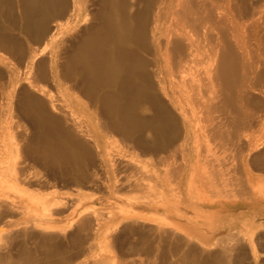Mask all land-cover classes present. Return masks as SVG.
<instances>
[{
  "label": "rangeland",
  "instance_id": "obj_1",
  "mask_svg": "<svg viewBox=\"0 0 264 264\" xmlns=\"http://www.w3.org/2000/svg\"><path fill=\"white\" fill-rule=\"evenodd\" d=\"M81 1L89 14L97 11V0ZM235 3L241 36L233 41L226 24L223 53L238 72L246 63L249 86L230 91L214 80L202 92L216 96L215 103L198 107L179 98L176 107L168 103L171 127L180 132L172 138L175 145L183 142V116L190 117L195 130L190 142L196 145L191 152L144 150L98 109L103 140L117 162L103 164L90 138L92 157L70 164L43 156L39 114L28 100L50 96L68 119L86 121L65 87L95 106L96 99L68 70L80 31L93 22L73 31L64 24L68 12L59 18L64 26L56 36L54 68L51 47H45L48 36L33 38L23 29L18 5L0 0V264H264V205L255 212L250 207L264 199V173L256 170L264 172V138L238 131L243 121L246 127L264 126V11L251 24L259 1ZM30 48L37 52L33 60ZM144 56L153 63L152 55ZM186 165L193 168L187 171ZM202 207L207 211L198 212Z\"/></svg>",
  "mask_w": 264,
  "mask_h": 264
},
{
  "label": "bare ground",
  "instance_id": "obj_2",
  "mask_svg": "<svg viewBox=\"0 0 264 264\" xmlns=\"http://www.w3.org/2000/svg\"><path fill=\"white\" fill-rule=\"evenodd\" d=\"M11 1L19 7L24 31L39 41L48 36L44 44L51 47L54 68L53 50L61 27L66 24L71 30L79 31L81 23L93 22L80 31L79 44L70 56L68 70L74 79L83 82L88 96L96 99L95 106L76 96L72 87H65L73 107L84 112L86 121L68 119L63 110L56 109L50 96L35 99L31 95L28 100L39 114L43 156L47 160L82 163L92 157L87 145L91 138L97 153H103V164L117 162L114 155L110 158L113 154L108 150L110 143L103 140V127L97 121L98 109L106 114L108 123L117 132L144 150L153 151L161 146L170 151L191 152L196 145L190 142L195 131L190 117L183 116V142L175 145L172 138L180 132L171 127L174 116L168 103L176 107L179 98L198 107L210 105L216 96L206 97L202 89L214 80L224 81L230 91L246 90L249 86L246 63H242L238 72L233 58L223 53L222 28L226 24L230 25L233 41L241 36L242 22L234 13L238 8L233 7L235 0H97V11L92 15L86 12L81 0ZM258 1L253 7L258 16H252L251 24L259 23V14L264 11V0ZM66 12V20L61 24L59 18ZM29 54L32 60L37 57L33 48ZM144 54L152 55L153 63ZM260 79L264 82V70ZM57 112L65 115L63 121L54 115ZM190 116H195L193 111ZM246 126L244 121L238 123L240 134L252 136L258 132L264 138V126ZM250 146L252 149L253 144ZM184 167L188 171L193 165ZM247 176L250 182L252 176L248 172ZM158 213L166 216L161 211Z\"/></svg>",
  "mask_w": 264,
  "mask_h": 264
},
{
  "label": "crops",
  "instance_id": "obj_3",
  "mask_svg": "<svg viewBox=\"0 0 264 264\" xmlns=\"http://www.w3.org/2000/svg\"><path fill=\"white\" fill-rule=\"evenodd\" d=\"M256 170L260 171L261 173H264V172H262V171L259 170V169H256ZM260 177L263 178L264 176H260ZM262 204L264 205V199L261 200V201H260L259 203H257V204H251L250 207H251V206L254 207V209H253L252 211L255 212V211H256V207H258V206H260V205H262ZM257 205H258V206H257ZM202 210H203V211H207V210H206L205 208H203V207L200 208V209H197V211H198V212H201V213L203 212ZM228 210H229V208L223 210V212H221V211H220V212H221V213H224V212H227ZM250 210H251V208H250ZM198 212H195V213H198ZM257 212H258V211H257ZM191 214H194V213L191 212Z\"/></svg>",
  "mask_w": 264,
  "mask_h": 264
}]
</instances>
